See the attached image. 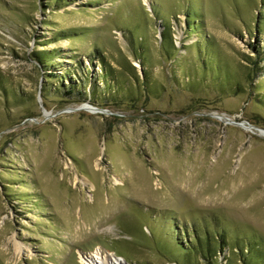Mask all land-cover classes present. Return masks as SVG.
Wrapping results in <instances>:
<instances>
[{"label":"rangeland","instance_id":"rangeland-1","mask_svg":"<svg viewBox=\"0 0 264 264\" xmlns=\"http://www.w3.org/2000/svg\"><path fill=\"white\" fill-rule=\"evenodd\" d=\"M249 123L264 0H0V264H184L193 229L227 244L193 264H264Z\"/></svg>","mask_w":264,"mask_h":264},{"label":"trees","instance_id":"trees-1","mask_svg":"<svg viewBox=\"0 0 264 264\" xmlns=\"http://www.w3.org/2000/svg\"><path fill=\"white\" fill-rule=\"evenodd\" d=\"M261 15H256L254 17L255 21L258 23L261 20ZM191 17V16H190ZM189 27L193 28V30L196 28L194 21H189ZM173 38L168 34V32L164 31V39L161 43V50L163 52H165L167 58H174L176 56V52L178 51V47L172 42ZM199 45H201V47H204V43H200ZM256 51L258 53H260V51L262 50L261 46L255 47ZM40 54H42V52H38L37 53V59L40 63H47L48 61L52 60L51 58H44L42 56H40ZM199 60L202 63V61H204V68L211 66V64L209 63V60L207 59L204 60V58H201L199 56ZM262 62V61H260ZM216 73H219V70L216 71ZM225 79L228 80V75H225ZM79 85H81L79 83ZM117 88H119V84H117ZM112 88H110V86H108L107 90H111ZM195 236H194V240L192 242L188 243L187 247H183L181 246L182 249V259L181 260H176V261H180L183 262L184 264H193V262L191 261V256L192 255H199L203 258H211V261L213 263H217V253H218V249H219V245H221L222 247H224L226 244V241L224 240L223 236L221 238V241L218 242L217 244H213L211 241V238L207 235V234H199L197 233V231H195L193 229ZM206 237V238H205ZM218 245V246H217ZM218 250V251H217ZM262 254H264V252H261Z\"/></svg>","mask_w":264,"mask_h":264},{"label":"bare ground","instance_id":"bare-ground-1","mask_svg":"<svg viewBox=\"0 0 264 264\" xmlns=\"http://www.w3.org/2000/svg\"><path fill=\"white\" fill-rule=\"evenodd\" d=\"M260 132H262L264 134L263 131H260ZM112 255H113L112 253H109V252L103 253L100 251V252H97V255L93 256L92 259H94V261H96V264H117L116 262H114L112 260ZM95 259H97V260H95ZM98 259H100V260L98 261Z\"/></svg>","mask_w":264,"mask_h":264},{"label":"water","instance_id":"water-1","mask_svg":"<svg viewBox=\"0 0 264 264\" xmlns=\"http://www.w3.org/2000/svg\"><path fill=\"white\" fill-rule=\"evenodd\" d=\"M227 120L228 121H231L229 117H227ZM249 125H251L252 127L256 128L257 130H260V131H263L264 132V128H262V127H259V126H256V125L250 124V123H249Z\"/></svg>","mask_w":264,"mask_h":264}]
</instances>
